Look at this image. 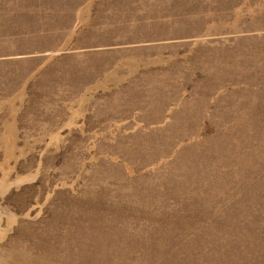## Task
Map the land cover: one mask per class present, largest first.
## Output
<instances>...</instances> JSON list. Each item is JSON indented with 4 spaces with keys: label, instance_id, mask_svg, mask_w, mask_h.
<instances>
[{
    "label": "rangeland",
    "instance_id": "obj_1",
    "mask_svg": "<svg viewBox=\"0 0 264 264\" xmlns=\"http://www.w3.org/2000/svg\"><path fill=\"white\" fill-rule=\"evenodd\" d=\"M0 264H264V0H0Z\"/></svg>",
    "mask_w": 264,
    "mask_h": 264
}]
</instances>
